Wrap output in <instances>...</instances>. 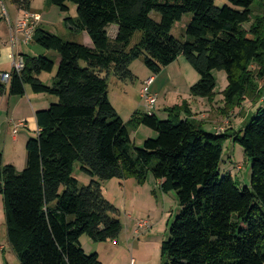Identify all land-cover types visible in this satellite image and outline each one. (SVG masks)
Wrapping results in <instances>:
<instances>
[{
	"label": "trees",
	"instance_id": "16d2710c",
	"mask_svg": "<svg viewBox=\"0 0 264 264\" xmlns=\"http://www.w3.org/2000/svg\"><path fill=\"white\" fill-rule=\"evenodd\" d=\"M32 1L14 0L23 12H30ZM227 1L241 10L218 7L216 0H48L93 47L37 28L34 41L60 57L52 84L39 79L55 68L45 56H23V70L8 73V84L0 80V96L22 97L29 86L34 94L57 99L35 114L39 131L26 143L23 171L4 164L0 153V195L20 264H102L79 242L84 235L115 241L123 231L121 213L101 183L134 179L143 185L150 175L163 193L175 192L179 205L161 245L163 264H264V108L240 131L222 134L191 120L187 102L167 108L165 120L156 112H136L125 123L109 100L110 79L133 80L135 61L159 75L180 56L200 76L192 97L214 96V71L227 74L229 109L251 98L250 91L261 92L255 80L264 81V31L243 26L252 5L264 0ZM70 5L76 6L75 18L68 17ZM188 14L192 19L178 39L172 30ZM112 25L118 28L114 38L108 34ZM142 126L156 137L138 148L130 130ZM228 139L251 162L247 187L222 174ZM76 164L91 178L88 185L80 187L73 176Z\"/></svg>",
	"mask_w": 264,
	"mask_h": 264
},
{
	"label": "rangeland",
	"instance_id": "374dc122",
	"mask_svg": "<svg viewBox=\"0 0 264 264\" xmlns=\"http://www.w3.org/2000/svg\"><path fill=\"white\" fill-rule=\"evenodd\" d=\"M216 5L218 7L228 5L236 10H241L233 7L227 0H216ZM3 7L6 8L12 19L17 18L19 11L14 1L4 0L3 3H0V18L3 17ZM70 7L71 11L68 17L75 18L77 15L76 6L70 5ZM32 8L33 11L43 13L47 25H52V27H45V31L69 42L85 43L84 36L87 34L74 33L64 23L66 16L57 7L51 6L48 0H33ZM48 8L49 10L53 9V11L48 12ZM251 12V20L243 28L251 31L253 27H258L264 31V1L255 2L251 7ZM59 18L62 21L56 23ZM155 18L159 20L158 17ZM191 19V14L185 15L182 21L177 23L172 30V35L178 39H182L185 26L190 23ZM117 29L116 25L109 27L108 34L111 38L115 36ZM139 35V33L136 34L133 43L137 41ZM36 44L33 43L34 46H37ZM40 50L43 52L40 56L48 53L46 54L47 56H44L54 62L60 58L57 52L48 51L42 47ZM179 58L171 67L164 69L159 75L151 73L145 67L142 60H137L130 67V70L134 74L133 80L122 82L115 78L110 79L109 100L124 121H129L128 113L131 107L136 109L138 104H141L142 107L144 106L139 95L142 92L143 84L150 77L155 78V84L151 90L154 93L156 91L158 94L156 112L160 107L162 110L166 107H173V105L180 106L183 102H187L189 105L190 100L194 105L200 102V105L194 109V111L200 113L198 114L200 118L198 120L194 119V121L203 125V129L207 132L222 134L238 132L242 129L244 122L250 115L264 108V81L256 82V80L255 83L261 92L258 90L254 92L250 91L252 94L251 98H245L238 102V105L230 107V109L227 108L224 94L229 83L227 74L224 71H214L212 73L216 81V87L213 92L214 96L211 99L192 97L190 89L200 80V76L183 56ZM81 65L85 66L86 64L82 62ZM251 70L255 72L257 70L256 66H252ZM41 96L45 98V105L46 103L47 105L39 106V108L36 107V111L38 109H46L57 101L53 96ZM165 111L158 112L161 120L167 119L168 115L162 116L165 114ZM130 135L135 146L138 148L142 147L144 141L148 138L156 137L155 132L143 126L140 131L131 129ZM0 143V153H2L4 146L2 141ZM5 158L4 161L7 164L10 163L8 162L10 161L9 159L17 162L20 159L26 161L25 146L20 144L17 146H14V144L13 146L10 145L5 151ZM221 169L222 174H232V177L240 187L250 185L251 162L245 158L241 146L234 143L232 139H228L224 145ZM73 176L78 180L80 187L88 185L91 181V178L80 171L79 164L75 165ZM101 184L105 198L121 213L120 220L123 225V231L117 240L105 243L94 242L87 235L82 236L79 242L85 253L87 255L97 254L102 264H163L161 245L169 239V229L179 213V205L175 192L163 193L151 175L143 185H139L134 179L125 181L111 180L102 182ZM141 222H146L147 227L139 228ZM0 264H20L9 242L4 202L1 195Z\"/></svg>",
	"mask_w": 264,
	"mask_h": 264
},
{
	"label": "crops",
	"instance_id": "0c3cea01",
	"mask_svg": "<svg viewBox=\"0 0 264 264\" xmlns=\"http://www.w3.org/2000/svg\"><path fill=\"white\" fill-rule=\"evenodd\" d=\"M10 1H14V0H10ZM51 11H53V9L49 10L48 8V12H51ZM29 13L38 14L40 16V21L38 22L37 28L46 30L45 27L47 26L52 27V25H47V23L45 22V15L43 13L33 11L32 4H31V10ZM23 16H24V12L19 11L17 18L12 19L7 12L6 16L3 15V17L0 18V75L10 73L13 70L14 60H16L18 56L23 57L27 55V56L36 57L38 55L40 56L43 53L40 50L41 47L38 44H36L34 39H32L30 42H25L23 40L22 34L17 36L18 42L15 44V47H12L11 37L14 35L13 33L14 27L16 23L18 22V20L22 19ZM61 21H62L61 18H59V20L56 23L61 22ZM84 34L85 33H83V35ZM84 40H85L84 44L87 47H93L92 41L88 35L84 36ZM33 43L36 44L37 46H34ZM46 54L44 55L47 56ZM59 63H60V58L56 61L55 68L52 73L50 74L42 73L39 76L40 81L50 86L56 75ZM169 67H171V65L165 69H168ZM3 83L8 84V82H3ZM155 93L157 94L156 91ZM46 105H45V98L41 95L34 94L29 86L26 87V93L22 97L11 96L9 93H6L5 95L0 96V142L2 141V144L4 146L3 151H2L3 160L6 159L5 151L7 150V147L9 148L10 145L13 146V144L14 146H17L19 144L22 146H26V143L29 139L37 137L39 129H38L35 114L37 111H39V109L36 111L35 108L36 107L39 108V106H46ZM176 105H179V104H176ZM199 105H200V102H197L194 105L192 101L190 100L188 107L191 112V120H194V119L198 120L200 118L198 117V114L200 113H197V111H194V109H196ZM141 107H142L141 104H138L136 109L131 107L128 113V120L136 112L145 113L146 109L144 108V106L142 108ZM171 107L172 106H170V108ZM167 108L169 107H166L162 110H166ZM162 110L160 107L158 111L156 112V115L158 117H159L158 114L161 113ZM167 115L168 114L165 111V114H163L162 116H167ZM19 121H24L26 123V126L24 128H20L17 134H14L15 123ZM124 122L126 123V121ZM137 130L140 131L141 127H139ZM9 152H11V150H9ZM9 160L10 161L8 162L10 163L8 164L15 166V168L18 171H22L25 168L26 161L24 160L22 161L21 159L18 160V162L11 160V159ZM4 164H7V162L5 163L4 161Z\"/></svg>",
	"mask_w": 264,
	"mask_h": 264
},
{
	"label": "built area",
	"instance_id": "2783aa9c",
	"mask_svg": "<svg viewBox=\"0 0 264 264\" xmlns=\"http://www.w3.org/2000/svg\"><path fill=\"white\" fill-rule=\"evenodd\" d=\"M0 3H3L0 0ZM23 12V11H22ZM3 15H7V10L3 7ZM40 21V16L38 14H31L29 12H24V16L22 19L18 20L16 23L13 33L14 35L11 37L12 47H15V44L18 42V35L22 34L23 40L25 42H30L34 38V33L38 27V22ZM24 68V58L22 56H18L13 63V70L20 72ZM10 79L9 74H2L0 75V80L2 82H8ZM155 83V78L150 77L148 78L142 87V92L140 93V99L146 108V112L148 114H152L156 112V107L158 103L157 94L152 92L151 88ZM26 123L24 121H19L15 123L14 126V134H17L20 128H24ZM147 227L146 222H141L139 224V228Z\"/></svg>",
	"mask_w": 264,
	"mask_h": 264
}]
</instances>
